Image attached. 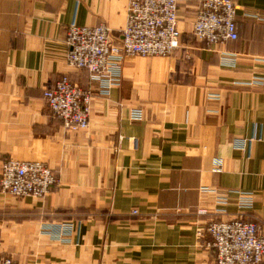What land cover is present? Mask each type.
Returning <instances> with one entry per match:
<instances>
[{"label": "crops", "instance_id": "crops-1", "mask_svg": "<svg viewBox=\"0 0 264 264\" xmlns=\"http://www.w3.org/2000/svg\"><path fill=\"white\" fill-rule=\"evenodd\" d=\"M128 1L0 0V172L17 157L59 174L42 197L0 193V255L22 264H216L198 228L239 213L264 221V0H234L238 37L211 44L192 31L200 0H178L180 44L164 56L126 55L121 83L93 91L86 129H67L47 104L44 89L63 73L95 86L66 61V25L105 22L120 38ZM223 52L235 53L234 65ZM132 107L142 119L129 118ZM236 137L252 139L241 149ZM201 186L248 192L252 207L219 204ZM63 220L77 224L70 242L41 231Z\"/></svg>", "mask_w": 264, "mask_h": 264}, {"label": "built area", "instance_id": "built-area-1", "mask_svg": "<svg viewBox=\"0 0 264 264\" xmlns=\"http://www.w3.org/2000/svg\"><path fill=\"white\" fill-rule=\"evenodd\" d=\"M177 6L178 0H129L120 38L112 34L105 22L81 25L72 21L66 25V61L73 68L86 70L89 79L95 83L94 87H83L74 82L68 73H63L53 86L44 89L47 104L63 120L67 129L77 131L88 127L93 91L108 94L111 88L121 83L126 55L164 56L180 44ZM236 10L234 0H200L192 22L193 34L209 44L236 39ZM220 57L222 63L234 65L236 61L232 52H223ZM208 96L218 97L211 92ZM128 116L132 120H140L144 110L132 107ZM251 139L236 137L233 144L244 149ZM132 141L136 146V138ZM58 182V172L45 160L10 157L2 163L0 193L15 197H42ZM200 189L214 192L219 204L232 200L241 208L252 207L253 198L248 192L222 191L211 186H201ZM76 226L72 220L52 221L45 222L41 231L49 233L53 239L70 242ZM204 231L211 236L207 244L216 250V264L264 263L263 220L246 218L239 213L226 219H212L203 228H198L197 234L202 235ZM0 264L22 263L13 256L0 255Z\"/></svg>", "mask_w": 264, "mask_h": 264}, {"label": "rangeland", "instance_id": "rangeland-1", "mask_svg": "<svg viewBox=\"0 0 264 264\" xmlns=\"http://www.w3.org/2000/svg\"><path fill=\"white\" fill-rule=\"evenodd\" d=\"M9 195H11V194H9ZM11 196H13V195H11ZM15 197V196H14ZM48 235H50L49 233H47Z\"/></svg>", "mask_w": 264, "mask_h": 264}]
</instances>
